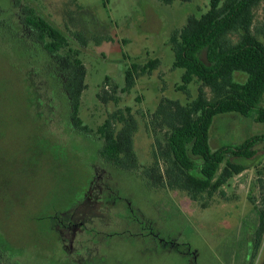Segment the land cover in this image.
<instances>
[{
	"label": "rangeland",
	"instance_id": "374dc122",
	"mask_svg": "<svg viewBox=\"0 0 264 264\" xmlns=\"http://www.w3.org/2000/svg\"><path fill=\"white\" fill-rule=\"evenodd\" d=\"M208 7L209 0H0V264H262L264 238L254 256L250 244L256 226L250 199L260 202L257 179H264L262 149L249 160L231 159L246 170L198 202L181 191L150 188L142 168L112 170L99 157L102 142L73 128L60 71L24 24L32 9L78 50L86 68L83 125L95 130L116 109H131L134 150L144 169L154 143L149 114L162 98L186 99L176 90L182 71L172 68L169 38ZM253 14V26L263 29L264 1ZM150 60L158 61L155 69L138 76L130 93H118L117 105L97 99L105 77L121 88L131 62ZM197 88L188 86L191 97ZM263 131L253 118L218 116L209 146L238 144ZM102 180L115 182L156 224L127 220L124 207L105 200ZM154 225L160 239L152 236ZM64 227L79 233H63ZM143 238L158 250L147 251Z\"/></svg>",
	"mask_w": 264,
	"mask_h": 264
},
{
	"label": "trees",
	"instance_id": "16d2710c",
	"mask_svg": "<svg viewBox=\"0 0 264 264\" xmlns=\"http://www.w3.org/2000/svg\"><path fill=\"white\" fill-rule=\"evenodd\" d=\"M170 5L194 0H158ZM264 0H209L207 11L189 16L186 24L169 38L173 53V69L182 71L176 90L185 102L160 99L149 114L148 127L153 134L152 162L141 167L134 150L133 135L137 121L131 109H116L95 130L83 125L79 118L86 68L77 49L70 47L60 30L27 9L26 28L34 34L43 51L53 57L63 78V90L70 109V122L78 134L92 136L102 142L100 159L128 172L141 170V177L153 189H169L186 193L190 200L211 198L234 176L246 168L231 159L249 160L264 153V131L247 137L241 143L209 146L210 130L218 116L253 118L264 126V28L254 27V9ZM84 45L82 38L77 35ZM204 56L205 61L201 59ZM158 61L143 65L131 62L124 71V84L119 87L105 77L97 99L105 104L118 103V93L128 94L136 79L150 74ZM236 74L244 80L236 79ZM197 84V95L191 97L188 86ZM208 91V92H207ZM258 175H262L257 170ZM260 202L253 205L256 226L252 234L253 253L264 238V179H257ZM264 264V262H263Z\"/></svg>",
	"mask_w": 264,
	"mask_h": 264
},
{
	"label": "flooded vegetation",
	"instance_id": "af4514ba",
	"mask_svg": "<svg viewBox=\"0 0 264 264\" xmlns=\"http://www.w3.org/2000/svg\"><path fill=\"white\" fill-rule=\"evenodd\" d=\"M104 163V162H103ZM104 164H106V165H108V166H110V167H112V170H115V171H119V172H123L124 170H119V169H117V168H115V167H113V166H111L110 164H107V163H104ZM98 179H100V177H98ZM142 181H143V183L144 184H147V182L143 179V177H142ZM95 183V180L94 181H92V183H91V186H90V188L88 187V190L89 189H91V187H92V184H94ZM99 183H100V186L102 187L101 188V190L102 191H104V190H106V191H109V193H108V196H107V194H103V196H105V197H107V198H105V200L107 201V203H109V205L110 206H118L119 208H125L124 210H127L126 211V217H127V220H129V221H131V222H136V223H138V224H142L143 222L145 223V219H146V223H154V224H156L155 223V221H153L152 219H148L147 217L145 218V215L143 214H140L138 211H137V209H136V205H131L132 204V201H129L128 202V199H131L130 197H125V196H123L122 194H120V192H121V190L119 189V187L117 186V184H115V182H112V181H99ZM88 190H86V191H88ZM86 191H85V194H86ZM102 191H101V193H102ZM84 196H86V195H84ZM84 196H82L83 198H86V197H84ZM126 202V204H124ZM126 205V206H125ZM130 206V207H129ZM52 218H53V216H51ZM57 218V217H56ZM56 218H54V219H56ZM59 222V221H58ZM63 225V224H62ZM149 225V224H148ZM65 228V231H63L62 230V232L63 233H69V232H71V233H79V231L77 232V229H75L74 227H72V228H69V227H64ZM154 228L157 230V228H156V226L154 225ZM59 229V228H58ZM152 236L153 237H157V238H159V237H161L160 236V231L159 230H157V234L156 233H152ZM160 239V238H159ZM143 241H145L146 243L145 244H147L148 246H147V248H145L147 251H149L150 252V250L152 251V250H154L155 251V249L157 248V250H158V247H155L154 248V246H153V243L151 242L152 240H149L148 242L145 240V238H143ZM171 242H168L167 243V245L164 247L165 249L166 248H170L171 247ZM250 244H251V248H252V250H253V247H252V242H250ZM159 246V245H158ZM150 249V250H149ZM253 256H254V253H253ZM263 262H264V259H263V261H262V264H263Z\"/></svg>",
	"mask_w": 264,
	"mask_h": 264
}]
</instances>
